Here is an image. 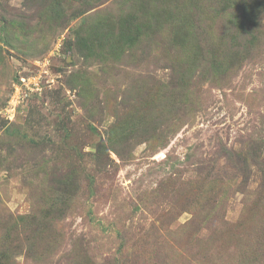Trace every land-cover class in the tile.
<instances>
[{"label": "rangeland", "instance_id": "1", "mask_svg": "<svg viewBox=\"0 0 264 264\" xmlns=\"http://www.w3.org/2000/svg\"><path fill=\"white\" fill-rule=\"evenodd\" d=\"M0 264H264V0H0Z\"/></svg>", "mask_w": 264, "mask_h": 264}, {"label": "built area", "instance_id": "2", "mask_svg": "<svg viewBox=\"0 0 264 264\" xmlns=\"http://www.w3.org/2000/svg\"><path fill=\"white\" fill-rule=\"evenodd\" d=\"M23 80V79H22Z\"/></svg>", "mask_w": 264, "mask_h": 264}]
</instances>
